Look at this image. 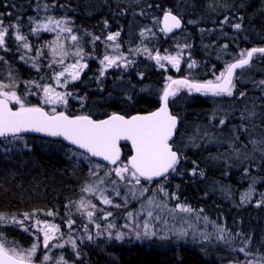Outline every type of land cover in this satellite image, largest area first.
<instances>
[{
  "label": "rangeland",
  "instance_id": "rangeland-1",
  "mask_svg": "<svg viewBox=\"0 0 264 264\" xmlns=\"http://www.w3.org/2000/svg\"><path fill=\"white\" fill-rule=\"evenodd\" d=\"M36 5L39 7V2H34L33 11L36 10ZM122 5L124 8L125 4L122 3ZM126 5L132 9L134 7V10L126 16L123 25L121 23L125 16H122V14L119 16L118 22L113 19L111 26L108 23L102 24L101 22L97 24L95 28H90L89 24L85 21V16H83V19L80 17L81 21L78 25L73 24V19L68 18L66 15H47L43 16L40 20L39 16L37 18H32L30 22L32 29L38 24H47L49 19L53 21H64L65 23L61 24L60 27L71 28V33H60L59 39V44L64 46L63 50L67 52L68 55L64 57L63 64L58 63L60 60L59 51L55 57L53 56L52 48L55 47L57 43L58 29L55 31H44L41 29L39 32H33L31 29L29 31L30 35L35 34L38 36L41 32L49 34V39L46 45L43 46V49H39L38 45L36 50L28 51L25 49L23 52L19 53L20 57L23 60L25 59L30 65L29 67L32 68L33 73H36L34 80H22L17 73L11 70H1L0 83L9 85L10 87L6 89V91H16L17 95L26 98V102L29 105H37L42 100L43 86L50 85L58 92H66L67 86L63 88L58 87L53 77L56 72L62 71L66 66L75 63L78 57L73 55V53H75L78 48L84 54L80 62L88 65L81 73L79 81L83 83L82 75H84V73L87 74L89 69L92 68V72L95 74L90 76L91 80H88L87 84L103 85V83L108 82L109 87L116 96H124L130 92V90H125L126 87L128 88L127 85L125 86L118 82L120 75H122L124 71L127 74L131 73L132 76L135 77L134 79H136V82L139 83L142 77L140 71L145 69V67L149 69L151 71L152 82L144 85L142 88H139L138 86L140 85H137L136 93L155 97L157 102H159L162 89L169 81V77L174 78L173 76H179L192 81H201L198 80L197 77L206 76L205 72L208 73L206 67L197 63L193 59V54L189 55V45L191 46V43L187 42L188 30H182L179 35L172 38L170 41L171 43L168 42L166 46L158 47L155 45L156 35L161 36L159 31L160 15L165 12L166 9L156 17V11H158L157 9H159V7H157V9L154 8V10L149 12L147 17H143L140 11H137L140 5L139 0H130ZM220 7V10L225 11L224 6L220 5ZM41 9L42 13L45 15L50 13V10H46L45 6H42ZM58 13L60 14V11H58ZM232 16L234 17V15ZM237 19L238 18L234 17L230 20L229 16L224 15L217 27H215V29H209L210 32L206 34L207 38H211L213 41L215 40L216 47L212 41L211 44H208L207 50L204 53L209 49L212 50V47H214V51L217 52L216 63L220 67L219 72L212 73L214 77L210 80L215 81L216 76L223 72L230 62L239 58L242 52H246L241 48L235 49L233 41H231L230 48H227L228 43L226 40L228 39V35L231 36V34H229L230 32L234 33L232 32L235 30L233 25L236 23L235 21ZM225 20L228 22L225 23ZM81 22L82 24H80ZM4 25L7 26L5 22ZM124 25H126L127 34L123 40L120 36L123 34ZM191 25H193V23L189 21V27H191ZM49 27L55 26L49 25ZM112 27H115L120 33L115 42L107 40L108 35L115 34V32H110ZM226 29L230 32H225L224 30ZM217 30L220 31L217 32ZM211 31L216 32H214L213 35ZM15 32L14 40L15 36L18 34L17 31ZM142 32L145 33L144 36H141ZM71 35H76L78 40L73 42L71 40ZM95 37H100V39L94 40ZM131 38L135 40L134 46H131ZM140 38L143 39L141 44L139 43ZM15 43H17L16 40ZM116 44L119 45L118 48L115 47ZM144 49L148 51L145 52ZM149 53L153 56L157 53L161 56H175L179 53L181 60L179 70L172 67L167 61H162L164 67H160L155 60L149 58ZM104 55L117 57V64L107 68L104 75L101 76L100 72L103 65H101L100 61L103 59ZM121 55L125 59L121 60ZM192 61H195L196 66L194 68H189L188 64ZM33 64H35V66H33ZM49 65H51V67H49ZM212 69L213 68H210L209 72H212ZM66 78L69 81L68 84L73 82L70 77ZM248 78L245 72L244 74L242 73L239 79L241 80L240 82H244L247 81ZM63 79L65 78H62V80ZM109 79L115 80L109 82ZM36 85H40L41 87H36ZM234 93H236L235 88ZM243 93L245 94L244 96H240L239 93H236L233 97H213L211 99L213 106L210 112L198 119L199 124L196 122H189L187 125L184 124L186 133L183 135L181 134L179 139L173 144L175 150H177V148L180 149L181 155L180 162L176 166V171L171 172L166 179L164 178L156 182L141 181V185H137L134 189L136 192L135 199L129 194V189L132 188V185L125 186L120 182H118L120 194L117 195V192L114 190V185L112 184V181L117 180V178L114 174L109 175L110 169L113 167H104L96 164L80 153L67 149H63L62 151L58 148L59 146L51 144L50 142L25 137H22L19 141H13L11 144L6 141L0 142V164L19 162L21 165L24 164V159L29 155L31 146L34 145L37 149L41 148L44 151L49 148L52 151L60 152L62 158L66 159L68 164L71 163L72 169L76 171L74 175L76 177V181L73 184L74 189L67 197L64 196L61 198V205L34 204L30 206L26 213L30 217L28 220L24 219L25 213H22V209L0 210V214L8 218V222L2 224L14 225L24 231L25 228H28L29 230L26 232L31 236L32 242L27 248L31 247L34 242H37V236L40 237V240L43 238L42 233L36 232V227H38L36 225L37 219L41 221L40 226H42L43 223L60 226L61 234H58L60 235V239L58 241H53L52 244L65 243V241H69L70 239L75 241V250H73L71 243H65L63 248L53 247L52 244H50L48 249H43L41 247L36 254L37 259L38 257L40 259L36 264H41L44 255L50 257V260L47 261L46 264H56L57 260L61 257L66 261V264H86L84 257L86 255L85 253L88 252L87 250H94L103 257H107L109 255L108 250L117 244L129 245L133 243L154 246L166 252L174 251L178 247L184 246L213 260L215 264H247L249 259L254 260L262 256L261 254L264 252H261L259 247L263 243L264 235H260L259 238L254 240V235H241L237 230L234 232L229 231L225 226V221L221 214L218 212L215 213L213 209H209V212H207L202 208L193 207L185 202V197L181 196V189H179L181 185L189 183L187 177L189 178V176H192L193 171L196 170L197 167L194 163L190 164L187 152L193 153L200 148H214L217 152L209 156L213 158H207V160H210V164H219L223 166L225 172L228 170L227 168H231L232 172L239 170L242 174L241 177L235 179L238 187L236 186L227 191L225 188L215 186L209 193L214 191L219 195L223 194L225 199L230 201L239 211L252 204L256 205L258 202H255V200L262 198L264 185L260 184L261 186L259 189L256 188L260 181L255 178V176L251 175V172L255 170H248L253 160L245 158L244 154L248 153L249 156H254L255 160L261 157L259 150L254 151V148L259 149L260 145L254 146L249 140L257 139L260 131L264 130V128L260 126L255 130L251 128L252 122L256 124L260 122L257 116L248 117L247 115V110L255 106L253 101L256 96L251 94V92ZM187 94L189 95L190 93L187 92ZM77 97L78 93L75 92L72 96L68 97V105H61L57 110L64 111L65 108H77L79 105L75 104L77 103ZM184 98V94L180 91L175 97L169 100V105L176 109ZM84 103L83 99L80 105H84ZM11 106L14 109L18 107L15 105ZM40 106L45 107L48 111L51 110L49 106L43 104H40ZM98 111V107H93V113H98ZM255 111L257 113L260 112V110L256 109V106ZM77 115L84 114L78 112ZM242 116L247 118L242 119ZM221 121H224V123H221ZM249 132H251V136H249ZM236 137H239V139H236ZM121 162L126 163V160ZM186 165H191V167L187 172L189 174L184 176L186 172L183 169ZM0 166L1 171L3 165ZM100 180H103L104 183L100 184ZM97 185L101 190H105L104 195L113 201V205L119 204L121 207L116 208L113 205H104L98 198V192L96 195H93L92 193L82 191V189L87 186ZM141 186L147 187L149 190L143 196L140 195ZM161 187L163 191H160ZM165 192L167 195L164 194ZM249 192H251V195L245 200V194ZM256 192L258 195L257 198H255L254 195ZM82 199L91 201L96 205V209L93 210L94 217L92 223H89L86 214L82 215L77 211V205ZM148 199H154V205L147 206ZM251 199H253V201ZM126 200L127 204L125 206ZM142 204L146 205L144 209L141 208ZM161 204H166L167 208L164 209L157 206ZM180 205L192 208L193 212L182 213L178 210L171 211L173 209H178ZM101 209H103L104 212H112V216L107 220L103 219V213L100 211ZM149 209L153 212V218L150 220V230L156 232V235L144 237L143 223L145 220L149 219L147 217V210ZM49 211L53 212L52 216L46 215ZM129 212L133 213L132 217L127 215ZM33 213H35L34 216L32 215ZM13 216L15 217V222L12 220ZM69 219L75 221L71 229L67 226V221ZM97 223L101 225L100 229L96 228ZM109 223L113 224L112 229H107ZM126 224H128L129 227H125ZM85 228L89 229L87 233L85 232ZM181 229L188 234L184 237L179 236L178 233ZM219 229H223V233L219 232ZM137 231L141 233L140 239H136ZM109 232L113 235L117 232L123 233L124 239L121 241L108 239ZM98 233L103 234L98 235ZM174 233L176 234L174 235ZM89 235L92 236L91 240L88 239ZM245 240H249L250 243L245 245L243 243ZM242 246H246L250 249L251 256L246 257L244 253L239 251Z\"/></svg>",
  "mask_w": 264,
  "mask_h": 264
},
{
  "label": "trees",
  "instance_id": "trees-1",
  "mask_svg": "<svg viewBox=\"0 0 264 264\" xmlns=\"http://www.w3.org/2000/svg\"><path fill=\"white\" fill-rule=\"evenodd\" d=\"M35 1L39 2V7L36 5L37 8L33 11ZM128 1L130 0H0V13H11L10 16L5 15L0 18L7 25H15V27L9 29L10 36L6 37L7 47L10 51L4 52L3 49H0V57H3V59H0V71L11 70L17 73L22 80H34L36 73H33L32 68L29 67L30 65L19 55L25 48H23L21 42L16 41L17 43H15L14 40V34L17 31L18 34L26 37L31 50H36L38 45L39 49H43L49 39V34L41 32L38 36L35 34L30 35L32 18L39 16L40 20L47 15H66L68 18L73 19V24L78 25L81 21L80 17L83 19V16H85V21L90 28H95L101 22L102 24L108 23L111 26L113 19L118 22L119 16L122 14V16H125L121 23L123 25L126 16L134 10V7L133 9L127 7ZM122 3L125 4L124 8ZM139 4L137 11H140L143 17H147L150 11L159 7L156 11V17L166 9L182 20V30L189 31L187 35V42L191 43L189 55L193 54V59L208 70V73L204 71L206 76L197 77L198 80H201L200 82L212 79L214 77L212 73L220 70L216 63L217 52L214 51V47H212V50L209 49L206 53L204 52L207 50L208 44L213 41V39L207 38L206 34L210 32L209 29L217 27L224 15L229 16L230 20L236 17L238 19L235 22L242 24L240 30L235 29L232 31L234 33L230 31L229 33L227 29L224 30L231 34V36L228 35L226 40L228 43L227 48H230L231 41L235 44V49L241 48L245 51L264 46V0H139ZM220 5L224 6L225 11L220 10ZM42 6H45L46 10H50V13L43 14ZM58 11H60V14ZM189 21L193 23L191 27H189ZM219 31L217 30V32ZM110 32L116 33L118 30L112 27ZM214 32L216 31H211L213 35ZM126 34V25H124L123 34L120 37L124 40ZM177 35L170 37L156 35L155 45L158 47L166 46ZM134 42L135 40L132 39L131 46H134ZM142 42L143 39L140 38L139 43ZM213 42L216 47L215 40ZM260 57V54L254 56L250 65L242 70V73L246 72L252 81H264L259 76L264 72V63L259 59ZM210 68H213L212 72H209ZM150 72L146 67L140 71L142 77L137 83L131 73L127 74L124 71L118 82L127 85L128 88L126 87L125 90H130V92L124 96H116L109 87L108 82L103 83V85L87 84V81L91 80L90 76L95 74L90 68L87 74L82 75L83 83L78 80L67 85L66 92L78 93L77 103L75 104L79 105L75 109L65 108L64 112L71 116L80 112L89 115L93 119H100L111 113L127 116L134 113L150 112L158 105L155 97L136 93L137 85L142 88L152 82ZM256 73L259 75L253 77ZM241 75L236 76L233 81L235 92L237 94L251 92L256 96L253 101L256 109L261 111L264 109V84L261 83L257 85V88L252 86L251 89H248L246 83L249 82V78L247 81L240 82ZM113 80L115 79H109V82ZM182 94L185 98L178 108L174 109L169 105L173 115L177 116L179 120L175 141L179 139L181 134L186 133L184 124L187 125L189 122L199 124L198 119L209 113L213 106L211 103L213 96L211 95H193L191 93L188 95L186 91H182ZM83 99L85 103L80 105ZM92 106L98 107V113H93ZM257 125L264 128V125H260V122ZM39 141L46 140L39 139ZM50 143L59 146L58 148L62 151L63 149L69 150L60 143ZM122 151L121 161H124L129 155V151L127 147H122ZM215 152L217 150L214 148H200L193 153L187 152V157L190 160L188 161L190 164L194 163L197 167L195 174L189 176V178L187 177L189 183L181 185V196L185 197V202L193 207L202 208L207 212H209V209H213L215 213L221 214L229 231L234 232L237 230L241 235H254L253 239L256 240L260 235H264V191L262 190V198L255 200V202H258L256 205L252 204L241 211L226 200L223 194L219 195L214 191L209 193L215 186L225 188L227 191L235 188L237 186L235 179L241 177L242 174L239 170L232 172L230 168H227L228 170L225 172L219 164H210L211 162L207 158H213L209 156ZM19 163L0 164L3 165L0 171V210L22 209V213L26 214L30 206L34 204L59 206L61 205V198L67 197L74 189L76 171L72 169L71 163L68 164V161L62 158L60 152L52 151L49 148L44 151L32 145L29 155L24 159V164ZM190 167L191 165L184 167L183 170L186 172L184 176L189 174L187 172ZM255 178L258 180L261 178L259 185H264V175L255 176ZM257 205L260 206L257 207ZM0 234L9 245L20 248H27L32 242L31 236L26 231L14 225L0 224ZM259 249L264 252V237ZM87 251L84 257L86 264H215L213 260L184 246L166 252L157 247L139 243L117 244L108 250L109 255L107 257H103L94 250ZM261 255H264V253ZM39 260L38 257L36 262L38 263Z\"/></svg>",
  "mask_w": 264,
  "mask_h": 264
},
{
  "label": "snow or ice",
  "instance_id": "snow-or-ice-1",
  "mask_svg": "<svg viewBox=\"0 0 264 264\" xmlns=\"http://www.w3.org/2000/svg\"><path fill=\"white\" fill-rule=\"evenodd\" d=\"M5 15H11V13H0V17ZM225 23L228 21L225 20ZM64 21L52 19L48 20L47 24H38L32 29L33 32L44 31H55L58 29L57 33V43L56 46L52 48L53 56L57 55L59 51L60 60L58 63H64V57L68 55L67 52L63 50L64 46L59 44L60 33L69 32L71 33V28L60 27ZM49 25H54L55 27H49ZM181 19L171 12H166L163 17V27L160 29L162 32L170 33L173 29L181 28ZM15 27V25H4L3 19H0V49L4 52L10 51L7 47L6 37L10 36L9 29ZM236 30H240L242 24L237 22L233 25ZM120 33L116 32L114 35H108L107 40L115 42ZM145 33H141L144 36ZM100 37H95L94 40H99ZM15 40L21 42L23 48L31 51L29 44L26 41V37L21 34L15 36ZM71 40L76 42L78 37L76 35H71ZM116 48L119 47L118 44L115 45ZM190 47V45H189ZM147 52V49H144ZM257 54L264 56V47H254L251 50L242 52L240 57L237 58L235 63H229L225 70L216 76L215 81L208 80L205 83H195L188 79L173 80L169 77L170 83L163 89V94L160 96L161 106L157 111L151 112L147 115H136L129 119H126L123 115L112 114L107 119L94 120L89 115H78L71 116L64 111H58V107L63 105H68V97L72 96L71 92H58L52 86L42 87V100L37 105H29L26 102V98H22L17 95L16 91H6L10 86L7 84L0 83V142L6 141L11 144L13 141H19L22 139L23 133L36 132L43 133L51 137H62L64 140L68 141L70 144L77 146L79 149L84 150L90 157H98L103 161H106L110 165L115 167L110 169L109 175L114 174L117 180H113L114 190L119 195L118 182L123 183L125 186L132 185L129 189V194L135 199L136 192L135 187L141 185V181H153L158 178H167L170 172L176 171V166L179 164L181 155L180 149L173 150L174 135H176L178 127V118L169 111V98L175 97L181 89H187L189 92L201 93L203 95H211L213 97H233L236 95L234 93L233 79L237 69H243L247 67L252 61L253 57ZM78 59L75 63L66 66L62 71L56 72L53 79L58 87H66L69 83L66 77H70L71 81L80 80L81 73L85 68L88 67L86 63H81L83 59V52L78 48L75 53H73ZM149 58L155 60V62L160 66L164 67L162 61H167L172 67L179 70L181 63L180 54L175 56H161L157 53L155 56L149 53ZM3 59V57H0ZM120 59H125L122 55ZM103 68L100 75L103 76L107 68L112 67L117 64V57L104 55L103 59L100 61ZM35 66V64H33ZM126 66V65H125ZM196 66L195 61L188 64L189 68H194ZM51 67V65H49ZM62 78H65L62 80ZM264 84V81H261ZM36 87H41L36 85ZM31 94V93H30ZM240 96H244L243 92L239 93ZM40 104L50 107V111L46 110L45 107L40 106ZM18 106L15 109L11 106ZM248 117L257 116L260 121V125H264V109L259 113L255 111V106L252 109L247 110ZM243 118H247L242 116ZM224 123V121H221ZM258 125L254 122L251 123V128L255 130ZM251 136V132H249ZM11 138V139H9ZM239 139V137H236ZM130 141L134 152V155L126 162H121V150L120 141ZM172 141V143H170ZM249 142L252 145H260L259 149L254 148V151L259 150L261 153V160H264V130H261L257 139H250ZM245 158H250L255 162L254 156H249L248 153L244 154ZM195 174V170L193 171ZM100 184L104 181L100 180ZM84 192L92 193L96 195L99 193L100 202L104 205H113V201L104 195L105 190H101L97 186H87L82 189ZM149 190L147 187L141 186L140 195L143 196ZM160 191H163L161 187ZM167 195V193H164ZM251 195V192L245 194L244 199L247 200ZM154 199L147 200V206L154 205ZM127 200L125 201V206ZM116 208L121 207L119 204L113 205ZM158 207L167 208L166 204L157 205ZM260 205H257L259 207ZM146 205L142 204L141 208L144 209ZM94 209L96 205L91 201L82 199L77 205V211L82 215L86 214L89 223L93 222ZM182 213H192L193 209L190 207H185L183 205L178 206V209H173L171 211H176ZM103 213V219L107 220L112 216V212H104L103 209L100 210ZM33 216L35 213L32 214ZM48 216H52L53 212L49 211L46 213ZM129 217L133 216V213L129 212L127 214ZM148 220L143 223V236L152 237L156 235V232L150 230V220L153 218V212L149 209L147 210ZM25 220L30 219L28 214L24 216ZM12 220L15 222V217ZM8 218L3 214H0V224L7 223ZM19 223V222H17ZM75 223L74 220L69 219L67 221V226L69 229L73 227ZM36 232L42 233V240L40 237H36V241L29 248H20L15 245H9L4 239L2 234H0V264H36L37 252L42 247L43 249H48L53 241H58L60 239L61 228L55 224L43 223L39 219L36 220ZM22 226V225H21ZM101 225L96 224V228L100 229ZM125 227H129L128 224ZM113 224L109 223L107 229H112ZM25 228V231H28ZM89 229L85 228L87 233ZM219 232L223 233V229H219ZM103 233H98L102 235ZM176 233H174L175 235ZM188 233L184 230H180L178 235L181 237L186 236ZM141 238V233L136 232V239ZM223 238V237H220ZM88 239L91 240L92 236L89 235ZM108 239H114L116 241H121L124 239V234L117 232L113 235L111 232L108 234ZM65 243H71L73 250L76 249L75 241L71 239L65 241ZM65 243H55L52 244L53 247L63 248ZM245 245L250 243L249 240L243 241ZM240 252L244 253L246 257L251 256V251L246 246H242L239 249ZM50 260L48 255L42 257L41 264H46ZM56 264H66V261L61 257L57 260ZM247 264H264V255L257 257L256 259H249Z\"/></svg>",
  "mask_w": 264,
  "mask_h": 264
},
{
  "label": "water",
  "instance_id": "water-1",
  "mask_svg": "<svg viewBox=\"0 0 264 264\" xmlns=\"http://www.w3.org/2000/svg\"><path fill=\"white\" fill-rule=\"evenodd\" d=\"M166 12H169V11H166ZM166 12H164L161 16H160V19H159V29H161L162 27H163V17H164V14L166 13ZM173 14V13H172ZM173 15H175V14H173ZM179 18V17H178ZM181 28L180 29H173V31L172 32H170V33H165V32H162L161 30V33H162V35L163 36H165V37H169V36H171V35H174V34H177V33H179L180 31H181V29H182V27H183V24H182V20H181ZM251 50V49H250ZM236 61H234V62H232V63H235ZM237 70H239V69H237ZM236 70V71H237ZM173 80H180V79H185V78H183V77H176V78H172ZM192 82H195V81H192ZM168 83H170V81H168L167 83H166V85L164 86V88L167 86V84ZM195 83H205V82H195ZM163 88V89H164ZM181 90H185V91H188L187 89H181ZM192 94H194V95H198V94H201V93H196V92H191ZM163 94V90H162V92H161V95ZM160 95V96H161ZM171 98V97H170ZM160 106H161V101H160V98H159V104H158V107L156 108V109H154V110H152V111H150V112H147V113H134V114H131V115H129V116H124L126 119H129V118H131L132 116H136V115H147V114H149V113H151V112H154V111H157L159 108H160ZM169 111H170V109H169ZM171 113V112H170ZM118 115H120V114H118ZM110 116V115H109ZM109 116H107V117H105V118H102V119H98V120H103V119H107ZM95 120V119H94ZM177 130H178V127H177ZM177 133V132H176ZM22 136H25V137H35V138H41V139H45V140H48V141H54V142H60L62 145H64V146H66V147H68V148H70V149H72V150H74V151H76V152H78V153H81V154H84V155H86L88 158H90L92 161H94V162H96V163H99V164H101L102 166H105V167H110V166H114V165H110V164H108L106 161H103V160H101L100 158H98V157H90L87 153H85L84 152V150H82V149H79L77 146H75V145H72V144H70L68 141H66V140H64L62 137H51V136H47V135H45V134H43V133H36V132H28V133H23L22 134ZM174 139H175V135H174V137H173V141H174ZM170 143H172V141H170ZM122 147H127V149H128V151H129V155H128V157L126 158V162L131 158V156L132 155H134V152H133V149H132V146H131V142L130 141H120V150H121V158H122V156H123V151H122ZM160 179H162V178H158V179H155V180H153V181H151V182H154V181H157V180H160ZM143 181V180H142ZM146 182H149V181H146Z\"/></svg>",
  "mask_w": 264,
  "mask_h": 264
},
{
  "label": "flooded vegetation",
  "instance_id": "flooded-vegetation-1",
  "mask_svg": "<svg viewBox=\"0 0 264 264\" xmlns=\"http://www.w3.org/2000/svg\"><path fill=\"white\" fill-rule=\"evenodd\" d=\"M263 63H264V56H261L260 58H259ZM234 61H236V60H233L232 62H234ZM232 62H230V63H232ZM251 63V62H250ZM250 65V64H249ZM248 65V66H249ZM247 66V67H248ZM247 67H245V68H243V69H239V70H237L236 71V73H235V75H234V79H233V81L236 79V76H238L239 74H242V70H244V69H246ZM259 74H255V76H253V77H256V76H258ZM260 77H262L263 79H264V72L263 73H261L260 75H259ZM259 84H261V82H257V81H252L251 80V77L249 78V82L248 83H246V87L248 88V89H251V87L252 86H254L255 88H257V85H259ZM158 104H159V102H157ZM157 107H158V105H157ZM156 107V108H157ZM155 108V109H156ZM154 110V109H153ZM172 112V111H171ZM74 116H78V115H74ZM22 137H24V136H22ZM25 138H34V137H25ZM37 139H39V138H37ZM173 148H174V146H173ZM244 168V167H243ZM242 168V169H243ZM231 169V168H230ZM248 170H255L254 172H251V175H253V176H263L264 175V161L263 160H261V158L259 157V159L258 160H255V162H251L250 163V167H249V169ZM247 170V171H248ZM261 180V178H259V181ZM259 186H261V185H257V189H258V187ZM255 195V198H257L258 197V195H257V192L254 194ZM252 201H253V199H251Z\"/></svg>",
  "mask_w": 264,
  "mask_h": 264
},
{
  "label": "bare ground",
  "instance_id": "bare-ground-1",
  "mask_svg": "<svg viewBox=\"0 0 264 264\" xmlns=\"http://www.w3.org/2000/svg\"><path fill=\"white\" fill-rule=\"evenodd\" d=\"M227 139H228V137H227ZM231 145V144H230ZM228 148V147H227ZM222 150H223V148H222ZM227 152V151H226ZM230 155V154H229ZM232 157H233V155H232ZM230 160V159H229ZM233 161V160H232ZM229 162V161H228ZM240 162V161H239ZM218 164V163H217ZM232 165V164H231ZM223 167V166H222ZM228 167V166H227ZM226 168V167H225ZM234 168V167H233ZM237 171V170H236ZM249 181V180H248ZM243 183V182H242ZM247 185V184H246ZM228 186V185H227ZM244 186V185H243ZM245 187V186H244ZM246 188V187H245ZM179 189H181V188H179ZM218 189V188H217ZM255 192V191H254ZM236 193V192H235ZM242 193V192H241ZM233 195V194H232ZM57 196V195H56ZM229 196V195H228ZM59 197V196H58ZM226 201V200H225ZM245 202V201H244ZM239 205V204H238ZM43 207V206H42ZM251 210V209H250Z\"/></svg>",
  "mask_w": 264,
  "mask_h": 264
}]
</instances>
